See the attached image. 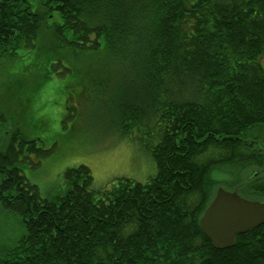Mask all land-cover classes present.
Instances as JSON below:
<instances>
[{
  "label": "trees",
  "instance_id": "16d2710c",
  "mask_svg": "<svg viewBox=\"0 0 264 264\" xmlns=\"http://www.w3.org/2000/svg\"><path fill=\"white\" fill-rule=\"evenodd\" d=\"M47 37L61 47L50 65L143 142L155 173L94 189L78 165L42 197L22 168L52 150L0 131V208L21 227L0 264H264V222L224 249L199 226L227 167L253 169L238 193L264 200V0H0V57L37 54Z\"/></svg>",
  "mask_w": 264,
  "mask_h": 264
},
{
  "label": "rangeland",
  "instance_id": "374dc122",
  "mask_svg": "<svg viewBox=\"0 0 264 264\" xmlns=\"http://www.w3.org/2000/svg\"><path fill=\"white\" fill-rule=\"evenodd\" d=\"M54 39L44 38L37 54L21 50L19 58L0 57V131L17 128L27 139H38L44 148L52 150L36 167L22 168L28 181L42 197L64 189V170L78 165L89 168L94 189L107 188L120 177L147 181L155 168L143 142L120 136L105 109H99L84 93L79 97L82 87L76 80L50 65L61 54ZM63 63L70 65L69 61ZM93 70L101 71L98 67ZM248 168L233 165L214 173L206 196L213 197L219 187L237 193L241 187L247 192L248 178L255 177H250L253 169ZM256 170L261 178L255 181L262 185L264 167ZM20 228L18 217L0 208V241H12Z\"/></svg>",
  "mask_w": 264,
  "mask_h": 264
},
{
  "label": "water",
  "instance_id": "95a60500",
  "mask_svg": "<svg viewBox=\"0 0 264 264\" xmlns=\"http://www.w3.org/2000/svg\"><path fill=\"white\" fill-rule=\"evenodd\" d=\"M252 147L250 141H243ZM264 222V201L240 197L236 190L217 188L199 219V226L216 249L233 246L237 234Z\"/></svg>",
  "mask_w": 264,
  "mask_h": 264
}]
</instances>
